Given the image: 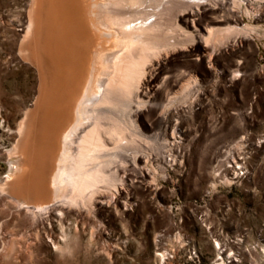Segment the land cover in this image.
<instances>
[{
    "label": "bare ground",
    "instance_id": "1",
    "mask_svg": "<svg viewBox=\"0 0 264 264\" xmlns=\"http://www.w3.org/2000/svg\"><path fill=\"white\" fill-rule=\"evenodd\" d=\"M262 2L28 0L18 52L37 86L17 123L0 194L35 222L116 204L133 178L152 186L151 159L174 160L177 129L151 141L137 122L150 115L163 125L177 113L178 96L189 105L196 80L175 73V63L197 58L211 66L212 50L249 45L264 20ZM245 17L253 24L241 25Z\"/></svg>",
    "mask_w": 264,
    "mask_h": 264
},
{
    "label": "rangeland",
    "instance_id": "2",
    "mask_svg": "<svg viewBox=\"0 0 264 264\" xmlns=\"http://www.w3.org/2000/svg\"><path fill=\"white\" fill-rule=\"evenodd\" d=\"M27 13L28 0H0V180L37 86L18 52ZM257 26L249 45L212 50L211 66L175 63L196 80L192 102L178 96L163 125L150 115L137 122L159 142L174 125L180 142L173 161L153 156L149 188L133 178L116 204L35 222L0 194V264H264V20Z\"/></svg>",
    "mask_w": 264,
    "mask_h": 264
}]
</instances>
